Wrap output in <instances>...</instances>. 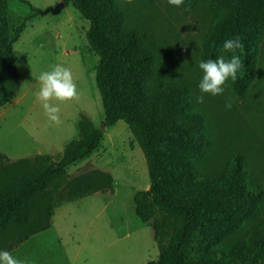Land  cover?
Segmentation results:
<instances>
[{
	"label": "trees",
	"instance_id": "obj_1",
	"mask_svg": "<svg viewBox=\"0 0 264 264\" xmlns=\"http://www.w3.org/2000/svg\"><path fill=\"white\" fill-rule=\"evenodd\" d=\"M8 1L0 0V107L19 90L12 45L28 21L44 14L30 6L31 14L14 26ZM61 2L89 23L88 49L98 57L94 80L102 103L101 127L126 123L147 163L149 188L132 198L135 216L151 227L158 248L157 258L146 264H264V222H254L264 205V185L248 182L243 157L236 154L216 176H201L196 160L208 142L207 118L194 108L183 87L174 83L149 87L155 75L153 53L140 31L126 26L117 0ZM184 4L208 10L203 60L240 57L242 67L231 86L243 98L255 77L258 47L264 41V0ZM236 36L242 47L223 51V42ZM78 132L80 138L70 141L57 161L50 156L10 161L0 153V250L10 252L49 229L59 203L111 191L109 176L105 188L68 185L66 169L96 151L102 139L101 128L85 118Z\"/></svg>",
	"mask_w": 264,
	"mask_h": 264
},
{
	"label": "rangeland",
	"instance_id": "obj_2",
	"mask_svg": "<svg viewBox=\"0 0 264 264\" xmlns=\"http://www.w3.org/2000/svg\"><path fill=\"white\" fill-rule=\"evenodd\" d=\"M125 24L140 31L154 56L155 75L150 88L174 83L184 88L194 108L207 118V145L196 160L201 176H216L240 154L251 185H264V41L260 42L255 77L243 98L226 82L218 96L200 93L203 37L210 26L204 6L170 5L168 0H117ZM44 11L26 23L12 53L19 81L14 98L0 107V153L10 161L50 156L59 160L72 140L80 138L82 118L101 128V142L90 156L65 171L68 185L82 190L107 186L54 209L51 226L22 242L10 253L22 264H146L158 256L153 231L134 214L133 195L149 188L148 167L138 143L123 121L102 128L103 110L94 74L98 57L88 49L89 23L61 0H9L13 25ZM61 64L77 85V97L50 103L59 108L60 123L52 124L42 102L39 74ZM203 95L202 103L197 97ZM231 103V108H226ZM65 193V192H64ZM56 207V208H57ZM254 222H264V205Z\"/></svg>",
	"mask_w": 264,
	"mask_h": 264
},
{
	"label": "clouds",
	"instance_id": "obj_3",
	"mask_svg": "<svg viewBox=\"0 0 264 264\" xmlns=\"http://www.w3.org/2000/svg\"><path fill=\"white\" fill-rule=\"evenodd\" d=\"M170 5L179 6L183 0H168ZM242 43L239 36L226 39L222 44L225 52L239 49ZM203 75L197 87L202 94L218 96L224 93L226 82L237 79V73L242 67L240 57L231 55L225 58L218 55L215 59L201 60L198 64ZM38 79L40 81L39 90L35 93L37 99L42 102V107L47 114L48 120L52 124H59V108L50 103L51 100L60 102L68 101L77 97V85L74 83L71 71L61 64L53 65L51 70L42 71ZM204 96L197 97V102L202 103ZM231 103H226V108H231ZM0 264H22V261L14 257L10 252L0 250Z\"/></svg>",
	"mask_w": 264,
	"mask_h": 264
},
{
	"label": "water",
	"instance_id": "obj_4",
	"mask_svg": "<svg viewBox=\"0 0 264 264\" xmlns=\"http://www.w3.org/2000/svg\"><path fill=\"white\" fill-rule=\"evenodd\" d=\"M61 5H63L64 6V4L61 2Z\"/></svg>",
	"mask_w": 264,
	"mask_h": 264
},
{
	"label": "crops",
	"instance_id": "obj_5",
	"mask_svg": "<svg viewBox=\"0 0 264 264\" xmlns=\"http://www.w3.org/2000/svg\"><path fill=\"white\" fill-rule=\"evenodd\" d=\"M59 207L55 208V209H58ZM54 214V213H53Z\"/></svg>",
	"mask_w": 264,
	"mask_h": 264
}]
</instances>
